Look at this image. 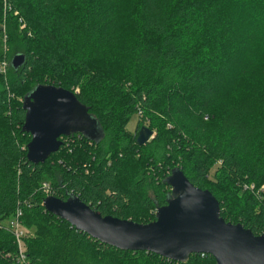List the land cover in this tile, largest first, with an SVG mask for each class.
Listing matches in <instances>:
<instances>
[{
	"label": "trees",
	"instance_id": "trees-1",
	"mask_svg": "<svg viewBox=\"0 0 264 264\" xmlns=\"http://www.w3.org/2000/svg\"><path fill=\"white\" fill-rule=\"evenodd\" d=\"M17 54L25 62L14 68ZM5 62L0 264H20L8 227L19 210L30 264H217L104 244L45 209L44 183L57 198L148 223L181 169L226 221L264 232V0H0V70ZM40 84L80 87L103 137L64 136L45 163L29 162L23 100ZM146 124L156 134L140 146Z\"/></svg>",
	"mask_w": 264,
	"mask_h": 264
},
{
	"label": "water",
	"instance_id": "water-1",
	"mask_svg": "<svg viewBox=\"0 0 264 264\" xmlns=\"http://www.w3.org/2000/svg\"><path fill=\"white\" fill-rule=\"evenodd\" d=\"M24 62L25 55L17 54L12 66L19 68ZM23 109L22 130L31 135L27 159L33 164H43L58 152L64 136L81 133L99 141L104 135L99 120L76 92L60 86H36L25 96ZM153 135L150 127L143 126L137 143L143 146ZM166 181L172 193L148 223L104 216L78 196L63 200L50 195L43 206L77 230L121 250L152 252L179 263L188 262L193 254H210L217 264H264V232L256 235L242 223L226 221L214 194L195 186L181 169H174Z\"/></svg>",
	"mask_w": 264,
	"mask_h": 264
},
{
	"label": "built area",
	"instance_id": "built-area-1",
	"mask_svg": "<svg viewBox=\"0 0 264 264\" xmlns=\"http://www.w3.org/2000/svg\"><path fill=\"white\" fill-rule=\"evenodd\" d=\"M8 65L9 64L5 62L3 65H1L0 71L5 72L7 70ZM247 188L248 187L245 186V189ZM249 188L254 189L255 185L252 184L250 185ZM42 190L47 196L52 195L51 193L52 188L48 183L43 184ZM263 192H264V184L261 185L258 189V193H263ZM21 215H22V212L19 210L17 214L11 219L10 223L8 224V227L12 230V232L14 233L16 237V241L18 244V254H17L18 262L20 264H30L28 260V256H27V249H26L25 241H24V237L28 236L29 232L20 220Z\"/></svg>",
	"mask_w": 264,
	"mask_h": 264
},
{
	"label": "rangeland",
	"instance_id": "rangeland-1",
	"mask_svg": "<svg viewBox=\"0 0 264 264\" xmlns=\"http://www.w3.org/2000/svg\"><path fill=\"white\" fill-rule=\"evenodd\" d=\"M54 85V84H53ZM74 90H72L73 92H76V94H78L79 92H80V87H74L73 88ZM134 116L132 117V120L130 121V123H129V125H128V129L132 132V133H136L137 132V128L139 127V125H140V122H141V119H140V115H141V113L139 112V111H136L134 114H133ZM144 126H148L147 124L146 125H144ZM149 127V126H148ZM142 128V127H141ZM140 128V129H141ZM140 129H139V131H140ZM139 131H138V133H139ZM154 131V135L153 136H155V134H156V131L155 130H153ZM154 138V137H153ZM213 172H214V170H213Z\"/></svg>",
	"mask_w": 264,
	"mask_h": 264
}]
</instances>
